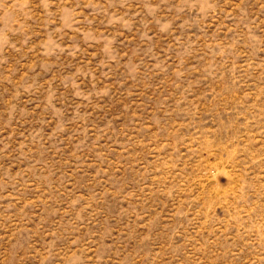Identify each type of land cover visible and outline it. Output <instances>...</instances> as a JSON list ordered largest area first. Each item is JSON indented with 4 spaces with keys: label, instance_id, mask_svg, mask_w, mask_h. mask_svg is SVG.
<instances>
[{
    "label": "rangeland",
    "instance_id": "rangeland-1",
    "mask_svg": "<svg viewBox=\"0 0 264 264\" xmlns=\"http://www.w3.org/2000/svg\"><path fill=\"white\" fill-rule=\"evenodd\" d=\"M0 264H264V0H0Z\"/></svg>",
    "mask_w": 264,
    "mask_h": 264
}]
</instances>
